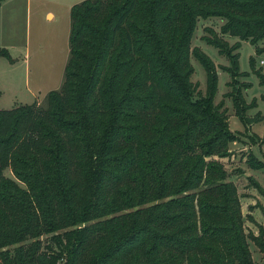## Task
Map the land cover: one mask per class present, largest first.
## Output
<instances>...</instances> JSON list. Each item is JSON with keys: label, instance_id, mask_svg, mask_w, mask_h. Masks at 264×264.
Instances as JSON below:
<instances>
[{"label": "trees", "instance_id": "obj_1", "mask_svg": "<svg viewBox=\"0 0 264 264\" xmlns=\"http://www.w3.org/2000/svg\"><path fill=\"white\" fill-rule=\"evenodd\" d=\"M209 17L242 41L264 38V0L72 6L61 88L46 107L0 110V264H255L249 241L264 255L245 233L236 186L206 161L234 140L213 104L215 66L191 47ZM206 30L235 79L239 45ZM191 53L208 80L197 98ZM0 56L12 60L1 47ZM229 95L241 117L242 94Z\"/></svg>", "mask_w": 264, "mask_h": 264}, {"label": "rangeland", "instance_id": "obj_2", "mask_svg": "<svg viewBox=\"0 0 264 264\" xmlns=\"http://www.w3.org/2000/svg\"><path fill=\"white\" fill-rule=\"evenodd\" d=\"M81 1L0 0V47L12 59L0 56V110L33 102L46 107V95L61 88L70 57L71 8ZM223 24L218 17L199 18L191 40V47L215 66L217 82L213 104L220 105L228 131L234 135L224 155H214L206 161L214 159L226 171V181L236 186L239 195L245 233L257 237L264 245V80L261 78L264 77V50L256 51V46L264 49V38L253 45L222 33ZM207 28L211 36L218 34L230 47L239 45L236 52L240 73L235 79L227 71L232 67L228 57L205 40ZM189 58L194 97L205 96L208 80L204 66L192 53ZM229 93L240 98L242 94L245 102L241 117L236 114ZM3 174L23 186L10 168ZM95 221L80 222L65 229L81 228ZM40 239L43 244L48 242L42 236L30 238L23 245ZM249 244L254 263L264 264V255L252 241Z\"/></svg>", "mask_w": 264, "mask_h": 264}, {"label": "built area", "instance_id": "obj_3", "mask_svg": "<svg viewBox=\"0 0 264 264\" xmlns=\"http://www.w3.org/2000/svg\"><path fill=\"white\" fill-rule=\"evenodd\" d=\"M263 62V61H262Z\"/></svg>", "mask_w": 264, "mask_h": 264}, {"label": "crops", "instance_id": "obj_4", "mask_svg": "<svg viewBox=\"0 0 264 264\" xmlns=\"http://www.w3.org/2000/svg\"><path fill=\"white\" fill-rule=\"evenodd\" d=\"M243 204V203H242Z\"/></svg>", "mask_w": 264, "mask_h": 264}]
</instances>
